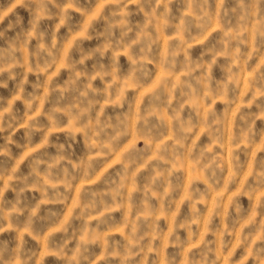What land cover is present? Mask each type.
Masks as SVG:
<instances>
[{
  "label": "clouds",
  "instance_id": "clouds-1",
  "mask_svg": "<svg viewBox=\"0 0 264 264\" xmlns=\"http://www.w3.org/2000/svg\"><path fill=\"white\" fill-rule=\"evenodd\" d=\"M0 264H264V0H0Z\"/></svg>",
  "mask_w": 264,
  "mask_h": 264
}]
</instances>
